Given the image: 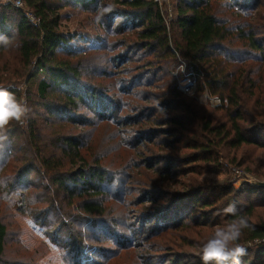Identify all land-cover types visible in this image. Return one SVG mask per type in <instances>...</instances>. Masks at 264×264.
Masks as SVG:
<instances>
[{
  "label": "trees",
  "instance_id": "obj_1",
  "mask_svg": "<svg viewBox=\"0 0 264 264\" xmlns=\"http://www.w3.org/2000/svg\"><path fill=\"white\" fill-rule=\"evenodd\" d=\"M24 1L37 24L0 2V57L13 51L0 68L2 74L13 68L11 77L1 75L0 88L21 101L17 85L8 84H25L28 109L27 118L0 130V264H202L208 238L186 232L211 227L213 234L241 216L250 227L233 247L264 240V215L255 219L264 188L202 179L206 171L224 176L220 159L227 158L264 181V0H176L169 23L159 0ZM67 7L98 14L108 32L116 18L120 33L140 28L125 51L144 62L134 74L126 71L117 92L92 80L110 74L99 64L105 46H74L60 30L59 12ZM178 55L199 91L220 104L178 88L170 74ZM141 84L147 89L134 88ZM121 93H137L148 104L137 101L122 117ZM102 123L139 128L116 129L95 142ZM115 134L108 150L120 143L124 150L146 148L130 182L129 172L106 156L104 140ZM230 204L234 214L225 211ZM131 206L135 215L124 219ZM14 225L36 240L34 251L44 249L39 256L13 253ZM176 232L183 234L171 239ZM136 247L144 249L136 260H121ZM242 248L240 264H264V241Z\"/></svg>",
  "mask_w": 264,
  "mask_h": 264
},
{
  "label": "rangeland",
  "instance_id": "obj_2",
  "mask_svg": "<svg viewBox=\"0 0 264 264\" xmlns=\"http://www.w3.org/2000/svg\"><path fill=\"white\" fill-rule=\"evenodd\" d=\"M161 1H163V3L160 6V8L164 16L167 13L172 12V15L174 18L176 14V8H175L176 0H161ZM59 13H60V21H59L60 30L63 31L65 34L73 37V40L70 42V44H73L74 46H80L83 48H87L88 46L91 47L95 45L99 47L105 46L104 47L105 49L101 50L100 51L101 54L98 55V56H103V59L99 62V64L103 70L106 69L107 72H109L110 74H108L107 76H102V77L94 76L92 80L95 84H99L103 88H106V89H111L112 92H117V87L122 83V80L127 75L126 71L129 70V68L130 69L132 68L133 74H134L135 73L134 67L139 66L140 64L144 62V59L137 60L139 58V55H136V53L130 52L128 54V51H125V49H128L127 48L128 46H131V44H133V36H134L133 34L134 32L140 29L139 27L133 28L130 26L128 30L122 31L120 33L119 30L117 29L119 28L118 22L121 21L122 18H116L115 23H114L115 25L112 27V30L108 32L109 29L107 30L104 27L105 22L101 23L100 20H98L97 18L98 14H95L93 12H86V11H83L81 8L67 7V8L60 10ZM128 37H130L129 40H128ZM124 41L127 43L125 44V46L122 47L121 42H124ZM123 52H126V54H128L127 55L128 57L126 58L121 57L120 59L119 55H121ZM177 57L179 58V62H177V64L175 63L171 65L172 70L170 74L176 79L178 83V88L181 89V91L185 95L190 96V97H196L201 103L208 102L212 106H217L218 104H220V100L218 98L208 95V93L206 92L199 91L197 87V80L187 70L186 63L183 61V59H181L180 55H178ZM6 60H10V61L13 60V51H9L8 53L5 54V56H2V58L0 57V68H1V65ZM9 69L10 70L6 71V73L2 74L0 72V76L2 75L3 77L5 78L7 77L9 79L11 77L10 72L12 73L13 68L9 66ZM8 79H5L4 82H7L6 80ZM14 79L15 78H13V80ZM36 83L37 82L35 80V81H32L29 85L31 87L29 88L33 92H35ZM3 85L4 84L0 83V86H3ZM8 85L12 87L17 85L16 87L22 94L21 102L26 107L27 106V97H26L27 86L23 83H20L19 85L16 83L14 84L11 83ZM183 86H185L184 88H186V90L182 89ZM134 88L135 89L136 88L137 89L139 88L147 89V87H145V85L143 86L142 84L141 86L136 85V87ZM156 89L157 87L154 85H152V87H148V90H150L151 92H154ZM121 94L122 95L120 96L122 97V101L124 102V109L121 111V114L123 115L122 117L127 116L131 112V109L133 108V106L138 104L137 101L143 102L144 104L145 103L148 104L147 101L142 100V97L138 96L137 93H134V94L133 93L131 94L121 93ZM27 115H28V109L24 114L25 118H27ZM24 116L22 117V119L24 118ZM100 125H99L100 126L99 129L94 133L93 140L95 142H97V140L101 136H104V134L108 135L110 134V132L113 133V131H115L116 129L125 131L131 128H139V125L130 126V125L123 124L124 126L123 128L121 126L117 128L113 126L112 124H108V123H102ZM82 126L83 125L78 126L79 130L82 129ZM116 135L117 134H115V140H112L110 137H107L104 140V146L107 149L106 156H108L113 166L123 171L129 172V177H130L129 182H130L131 180H133V177H135V175L138 173L140 169L139 167H141L139 165L138 156L141 154L140 152H146V148L143 145L139 149H135L134 151L124 150L120 143L118 145H115L113 149L108 150V147L118 140L116 138ZM120 147L121 149L118 153L111 154L114 150ZM220 163L223 165L220 171L224 173V176H220V174L210 175V173H208L209 171H206L202 178L203 181L213 183L217 180L222 181V182H226L225 180H227L231 182L236 189H239L242 183L244 182L253 184L254 181H258L257 177L253 173L245 169L244 166L239 167L236 164H231L227 158H221ZM148 172L150 175H154L152 171H148ZM177 178L179 177L173 178L172 180L173 184L176 182ZM173 186L175 187L176 185L174 184ZM135 210H136V207L131 206L129 210L122 212L123 214L122 217H124V219H129L130 216L135 215ZM257 210L258 212L255 216V219H257L258 216L260 215H264L263 208H258ZM11 229L14 230L16 242L20 238V235L23 233V240H21L20 243H16L13 241V245H14L13 253L14 254L16 252L17 254H36L37 256H39V254H41V251H44V249L42 250L37 249L40 252L34 251L33 242H35L36 240H33L30 236H28L29 234L25 230V227H24V231L22 227H18L16 225L11 226ZM211 230H212L211 227H207L205 229L204 228L202 229L201 227L199 228L193 227L192 229H189L186 232V234L192 239H195L198 241L199 240L204 241L211 236L212 234ZM182 234L183 233H178V232L173 233V236L171 237V239H174L173 237L176 235L180 236ZM30 241H31V245L29 244L27 245V243ZM259 244L260 242L255 240L254 242L245 244L242 247L245 248L246 246L248 248L251 247L252 249H254ZM11 252H12V249H11ZM142 252H144L143 247H136L135 249H129L121 253L124 255H122L120 258L121 260H136L137 259L136 257L138 256V254H142Z\"/></svg>",
  "mask_w": 264,
  "mask_h": 264
},
{
  "label": "clouds",
  "instance_id": "obj_3",
  "mask_svg": "<svg viewBox=\"0 0 264 264\" xmlns=\"http://www.w3.org/2000/svg\"><path fill=\"white\" fill-rule=\"evenodd\" d=\"M27 111L25 105L16 99L7 89L0 88V130H3L11 120L20 121ZM235 205L230 204L225 211L235 213ZM250 227L248 220L241 216L231 224L217 228L215 232L203 243L201 249L202 264H240V256L245 250L236 245L244 228Z\"/></svg>",
  "mask_w": 264,
  "mask_h": 264
},
{
  "label": "built area",
  "instance_id": "obj_4",
  "mask_svg": "<svg viewBox=\"0 0 264 264\" xmlns=\"http://www.w3.org/2000/svg\"><path fill=\"white\" fill-rule=\"evenodd\" d=\"M2 3H6V4H10L15 8L21 9L22 11L25 12L26 16L29 18V20L35 24H37L39 22V19H37L32 12L27 8L26 3L24 0H0ZM163 3V1L159 0V5L161 6ZM162 12V11H161ZM163 14V12H162ZM164 15V14H163ZM173 15L172 12L167 13L164 16V19H166L167 22H169L170 20H172ZM185 86L182 87V89L186 90V88H184ZM258 242L264 241V240H257Z\"/></svg>",
  "mask_w": 264,
  "mask_h": 264
},
{
  "label": "water",
  "instance_id": "obj_5",
  "mask_svg": "<svg viewBox=\"0 0 264 264\" xmlns=\"http://www.w3.org/2000/svg\"><path fill=\"white\" fill-rule=\"evenodd\" d=\"M257 187H262L264 188V181H254L253 183Z\"/></svg>",
  "mask_w": 264,
  "mask_h": 264
}]
</instances>
